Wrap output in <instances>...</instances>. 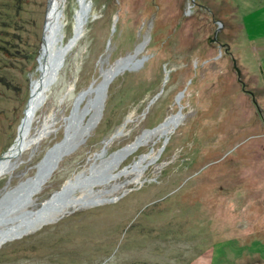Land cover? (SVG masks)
Segmentation results:
<instances>
[{
  "label": "rangeland",
  "instance_id": "obj_1",
  "mask_svg": "<svg viewBox=\"0 0 264 264\" xmlns=\"http://www.w3.org/2000/svg\"><path fill=\"white\" fill-rule=\"evenodd\" d=\"M50 1L26 6L30 42L44 35L48 53L73 36L80 6ZM84 7L29 142L0 175V264H264V0ZM40 51L8 72L18 90L0 89V156L37 57L47 60ZM112 73L91 125L94 92L77 97ZM179 111L177 126L160 128ZM66 133L76 147L29 200L13 201Z\"/></svg>",
  "mask_w": 264,
  "mask_h": 264
},
{
  "label": "water",
  "instance_id": "obj_2",
  "mask_svg": "<svg viewBox=\"0 0 264 264\" xmlns=\"http://www.w3.org/2000/svg\"><path fill=\"white\" fill-rule=\"evenodd\" d=\"M48 4L51 5V1L48 0ZM52 12V9L48 10L45 16V23L47 22V19ZM86 14V11H85ZM85 20L81 21L78 29H74L73 36L68 40V42L64 46H57L55 49L51 48V51L48 53V51H45L44 49V41L45 36H42V41L40 45V54H44L47 58L44 67L42 68L41 63L39 62V56L37 57V70L39 71V77L36 80L31 81V84H41L42 87L40 89V95L39 100L37 102V105L33 107L29 115L27 116L28 109L30 107V101L33 96V89L30 87L29 90V98L26 102V106L23 110V116L20 120V123L17 127V134L14 139V141L10 144V146L6 149L5 152H3L0 156V160L4 158L5 154L8 153L11 150L16 151L15 155L23 150L27 142H23L20 137L27 134V131L31 125L33 115L37 108L42 104V102L45 99V92L50 88V86L57 80L58 72L62 68L65 60L66 53L73 47V45L76 43V41L80 38L82 33V26L83 23L86 21V16L84 17ZM52 35L50 36V38ZM216 40V38L213 39V41ZM52 45V44H51ZM237 70V69H236ZM237 73L239 74L238 70ZM115 76L114 73L110 74L109 76L105 77L95 88H88L86 91L82 92L78 97L77 101H79L83 95H85L87 92H94L93 99L91 101V106L94 109V115L91 122V125H94L98 122L101 116V112L103 109L104 100L106 97V92L108 89V86ZM158 94L154 97L156 98ZM154 99L150 101L153 102ZM174 116H181L180 111L177 112ZM173 118V116L171 117ZM164 123H162L160 126H162ZM158 126L157 128H159ZM75 137V134H64V137L62 140L56 144H54L43 156L41 161L37 165V170L32 179H30L29 185L25 190H22L20 193H16V195L13 198V201L18 203H23L30 199V197L38 192L41 188V186L46 182V180L51 176L52 172L55 170V168L58 165V162L61 160V158L65 155L71 152L75 147L76 144L72 143L73 139ZM18 144V147L16 145ZM71 182H68L63 188L54 193V197L52 196L49 198L51 200H47L42 204V207L39 209L41 212L49 203L56 202L59 197L71 186ZM50 201V202H48ZM47 203V204H45Z\"/></svg>",
  "mask_w": 264,
  "mask_h": 264
},
{
  "label": "trees",
  "instance_id": "obj_3",
  "mask_svg": "<svg viewBox=\"0 0 264 264\" xmlns=\"http://www.w3.org/2000/svg\"><path fill=\"white\" fill-rule=\"evenodd\" d=\"M29 0H0V89L18 90L8 72L38 55L41 41L31 44L28 27Z\"/></svg>",
  "mask_w": 264,
  "mask_h": 264
},
{
  "label": "bare ground",
  "instance_id": "obj_4",
  "mask_svg": "<svg viewBox=\"0 0 264 264\" xmlns=\"http://www.w3.org/2000/svg\"><path fill=\"white\" fill-rule=\"evenodd\" d=\"M79 2H80V6H79V12L77 11L78 12V15H77V18H76V26H75V29H78V26H79L80 22L83 21V20H85L84 19V17H85L84 0H79ZM44 64L45 63H42L41 64L42 65V68L44 67ZM41 87H42L41 84L34 83V84L31 85V88L33 89V96H32L31 101H30V107L28 109L27 116L29 115V113L31 112V110L33 109V107L37 105V102L39 100V95H40V92L39 91H40ZM179 120H180V118L178 116H173V118H169L167 121H165L164 124L160 128L161 129L163 128L164 131L165 130H168V129L170 130L172 127H175V126L178 125ZM26 136H27V134L26 135H23L20 138H21V140L23 142H27L28 143L29 140L27 141L25 139ZM16 147H18V144L16 145ZM15 152L16 151H14V150L9 151L8 153L5 154L4 158H2L0 160V175L6 173L7 166H8V163H9L10 159L11 158H14L19 153L18 152L15 155Z\"/></svg>",
  "mask_w": 264,
  "mask_h": 264
}]
</instances>
